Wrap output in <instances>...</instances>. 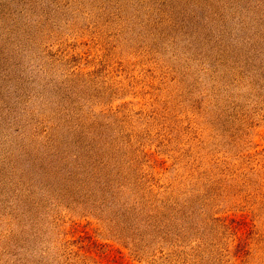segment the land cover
Instances as JSON below:
<instances>
[{
    "label": "rangeland",
    "instance_id": "obj_1",
    "mask_svg": "<svg viewBox=\"0 0 264 264\" xmlns=\"http://www.w3.org/2000/svg\"><path fill=\"white\" fill-rule=\"evenodd\" d=\"M0 264H264V0H0Z\"/></svg>",
    "mask_w": 264,
    "mask_h": 264
},
{
    "label": "trees",
    "instance_id": "obj_2",
    "mask_svg": "<svg viewBox=\"0 0 264 264\" xmlns=\"http://www.w3.org/2000/svg\"><path fill=\"white\" fill-rule=\"evenodd\" d=\"M86 132H87V131H86ZM77 139H78L79 141H81V143H80V147L76 148V149H77V152H78V150H80V151L84 150V151H85L86 148H87V146H88V143H86L85 145L82 144L83 139H85L84 131H81V132L79 133V137H78ZM84 141H85V140H84ZM80 154H81V153H79V155H80ZM69 172H70V175H72V174H84V175H87V176L90 175L91 179L95 182L96 185H103V184L106 183V181H102V180H101L105 175H107L106 172H103V173H101V172H98V173H91V171H88V172H81V173H71V172H72L71 170H70ZM68 174H69V173H68Z\"/></svg>",
    "mask_w": 264,
    "mask_h": 264
}]
</instances>
